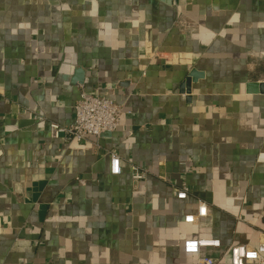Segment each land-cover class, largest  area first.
<instances>
[{"label":"crops","instance_id":"obj_1","mask_svg":"<svg viewBox=\"0 0 264 264\" xmlns=\"http://www.w3.org/2000/svg\"><path fill=\"white\" fill-rule=\"evenodd\" d=\"M252 81L264 82V0H0V264H196L183 248L198 237L219 240L202 250L215 264L232 244L256 248ZM81 92L118 104L117 128L53 137ZM199 201L207 215L185 222Z\"/></svg>","mask_w":264,"mask_h":264},{"label":"built area","instance_id":"obj_2","mask_svg":"<svg viewBox=\"0 0 264 264\" xmlns=\"http://www.w3.org/2000/svg\"><path fill=\"white\" fill-rule=\"evenodd\" d=\"M183 26L182 21H180ZM74 121L68 126H60L56 123H50L52 136L75 139L83 142L87 136L101 137L104 134H110L118 126L119 117L122 108L114 101L108 98H100L94 94L81 92L79 98L73 106ZM121 159L110 152V172L119 174L121 170ZM131 179L134 182L143 180L147 175V170L136 165L131 166ZM186 191L179 189L176 196L179 199L186 197ZM207 215V206L199 201L196 212L184 217L187 223H197L199 219ZM220 242L217 239L198 237L187 239L184 242V253L195 255L196 264H215L216 259L203 254L202 250L210 248H219ZM229 264H264V239L259 241L256 248L236 243L228 248Z\"/></svg>","mask_w":264,"mask_h":264},{"label":"water","instance_id":"obj_3","mask_svg":"<svg viewBox=\"0 0 264 264\" xmlns=\"http://www.w3.org/2000/svg\"><path fill=\"white\" fill-rule=\"evenodd\" d=\"M246 90L250 93L262 92L264 93V82H249L246 84Z\"/></svg>","mask_w":264,"mask_h":264}]
</instances>
